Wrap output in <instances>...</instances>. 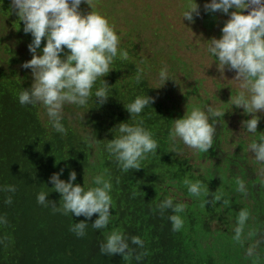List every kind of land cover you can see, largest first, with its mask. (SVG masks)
<instances>
[{"label":"clouds","instance_id":"clouds-1","mask_svg":"<svg viewBox=\"0 0 264 264\" xmlns=\"http://www.w3.org/2000/svg\"><path fill=\"white\" fill-rule=\"evenodd\" d=\"M2 1L9 2L10 12L0 11V150L18 144L2 136L18 122L24 142L48 165L41 182L34 174L25 176L18 209L27 215L20 222L12 213L16 223L2 214L5 232L27 233L30 218L46 222L38 212L52 208L65 218L70 234L82 238L91 228L105 230L100 253L131 261L130 244L142 249L144 242L122 230L131 232L125 223L139 217L135 196L145 192L139 182L147 185L159 174V186L170 197L158 208L174 213L172 231L187 227L181 215L186 206L191 217L207 222L198 232L185 229L195 256L222 264L231 252L245 256L264 245V180L245 175L247 165L264 163V0H206L202 7L195 2L179 19L173 18V0ZM193 13L200 15L198 23ZM196 39L206 45L196 46ZM191 51L196 54L188 55ZM208 59L213 68L217 62L221 76L225 67L236 73L240 91L233 86L231 103L221 97L211 103L218 99L205 90L199 67ZM234 107L248 115L242 126L255 159L245 162L242 173L224 151L225 166L214 163V174L213 150L231 132L223 115L229 117ZM144 163L150 165L147 180L141 176ZM190 171L214 180V188H207L210 214L207 200L198 198L203 185L187 178ZM232 173L234 187L227 177ZM125 176L135 193L113 200L112 182ZM239 198L246 204L240 206ZM45 238L34 236L40 244ZM48 244L59 247L54 238Z\"/></svg>","mask_w":264,"mask_h":264},{"label":"trees","instance_id":"trees-1","mask_svg":"<svg viewBox=\"0 0 264 264\" xmlns=\"http://www.w3.org/2000/svg\"><path fill=\"white\" fill-rule=\"evenodd\" d=\"M221 129L226 132L224 122L219 119ZM220 134V133H219ZM2 136L6 140L13 139L18 141V144H12L11 148L0 150V189L13 186L15 192L10 193L0 191V217L5 215L8 220L12 217L13 222H22L23 217L27 215V211L19 212V186L25 181V176L35 175L42 181V176L47 179L48 165L43 162V158L39 155L36 148L24 142V132L19 128V123L15 122L9 128L2 131ZM218 138V134L215 140ZM158 145L163 143V139L158 138ZM216 143V142H215ZM242 149V150H241ZM228 158L236 159L240 172L244 173L243 165L245 162L251 161L245 149L238 147L231 153L226 154ZM21 167L22 170H21ZM40 168V171H39ZM150 165L143 164L141 176L147 180L150 174ZM40 172V173H39ZM126 174H137L136 171H129ZM227 177L230 178V183L234 187L235 174L232 173ZM129 177H121L114 179L112 182L111 197L114 200L120 198H128L135 193V185L127 179ZM187 178L196 182L199 181L203 185V191L198 198H205L206 212L210 214L208 204L211 200L208 189L214 188V180L211 177H204L199 174L195 175L189 172ZM112 179V178H111ZM254 182L257 181L253 177ZM163 182L161 175L152 174L147 181L141 180L138 184L139 189L145 191L138 193L135 197L140 200V214L136 220L130 218V221L125 223L126 228H131V232L123 231L129 238L136 236L143 240L144 247L138 248L135 245L130 247L133 249V258L131 261H124L122 256L113 255L112 257L102 255L100 246L105 241V230H94L93 228L86 231V235L82 238H77L70 234L66 227L65 218L53 212L50 213L38 212L39 216L46 220L44 222L38 216L31 217L33 227L25 234L16 231L15 234H10L9 230L4 231V224H0V264H217L211 256H195L190 251V236L186 235L185 229L188 232H198L207 227V222L200 217H191L193 213L191 207L186 206L182 213L183 221L187 222L178 231H172V225L169 217L173 215L170 210L161 212L158 208L160 202L165 198L170 197L167 191L160 188L159 184ZM217 190V189H216ZM4 193L5 195H1ZM220 198L227 197L222 189L217 190ZM17 196V200L14 197ZM11 198V204H6L5 200ZM174 204L178 202L174 200ZM219 203V202H218ZM257 209V206H256ZM17 216L16 218L14 215ZM36 234L45 235L44 244L36 243L34 236ZM71 237V238H70ZM52 238L58 242L59 247L52 248L50 244ZM251 241V238L249 239ZM243 244L242 241H240ZM141 255L139 262L135 256ZM229 264H264V245L250 252L248 255L242 256L237 252H231L228 257ZM227 262L222 264H228Z\"/></svg>","mask_w":264,"mask_h":264},{"label":"rangeland","instance_id":"rangeland-1","mask_svg":"<svg viewBox=\"0 0 264 264\" xmlns=\"http://www.w3.org/2000/svg\"><path fill=\"white\" fill-rule=\"evenodd\" d=\"M195 2H196L198 7H202L205 4L206 0H173V5L175 8V15L173 16V18H175V19L181 18L183 11L186 8L192 6ZM197 18L199 19L200 15L197 16L195 13H193V19H194L195 23H198ZM184 22H187V21H184ZM189 24H190V22H189ZM199 30L200 29L197 28L194 31H199ZM147 34H148V31L146 32V35ZM205 45H206V41H203V39H196V46L203 47ZM196 46H194L193 49H196ZM187 54L188 55H195L196 51H191L190 53H187ZM213 65H214V68L212 66V61L208 59L204 66L199 65V67L201 70L200 77L204 82L205 90L211 96H216V98L218 99V101H211L210 100L211 103L214 105V104H218L219 102H221L222 101L221 98H223L224 100L226 98L227 101H230L232 98L231 92L234 95L233 86L235 88L239 89V91H240V82L235 80L236 73L234 71H230V70H228L227 67H225L224 72H223V76H221V72L217 66V62H215ZM213 75H218V77H212ZM226 85H228L229 89L226 88ZM230 103H231V101H230ZM227 108H228V104H227V107L225 108V110ZM230 111H231V115L229 117H225L223 115V118L225 119V121L228 125V129H229V131H231L230 137H226V136L223 137L222 142H220V145H217L219 147V149L213 150L214 151L213 156L211 157L212 161L210 162L213 165H214V163L217 162L219 165L225 166L224 161L226 159L224 156V151L231 153L234 150H236V147L238 145H241V148L245 149L246 153L249 156V159H251V160L255 159L254 154L250 151L251 137L249 135H245L246 132H244V127L242 126V122L246 121V118L248 117V115L244 114L242 108L234 107V108H230ZM263 123H264V118H263ZM213 125H214V128H216V124L214 123ZM96 165H98V163ZM260 165H261V167L258 166V164L253 163L254 169L252 167H250L249 165H247L248 170L245 173V175H247L246 179L248 177H252V176L256 175L260 180L263 181L264 180V163H260ZM214 168H215V165H214ZM249 168H252V169H249ZM216 173H217V171L215 168L214 174H216ZM246 179L243 178V181H242L244 186L246 183ZM233 191L236 192L237 194H240L238 192H241V191H239V189H237V190L234 189ZM245 191H246V189L243 192H245ZM240 196H242V195L240 194L239 197ZM239 199L241 201L240 206L246 204L245 198H239ZM229 222H231L229 224V225H231L234 222V220H229ZM204 241L205 240H200V243H202Z\"/></svg>","mask_w":264,"mask_h":264},{"label":"bare ground","instance_id":"bare-ground-1","mask_svg":"<svg viewBox=\"0 0 264 264\" xmlns=\"http://www.w3.org/2000/svg\"><path fill=\"white\" fill-rule=\"evenodd\" d=\"M8 3H9L8 1L0 2V11L4 10L6 13H9L10 12L9 11L10 5Z\"/></svg>","mask_w":264,"mask_h":264}]
</instances>
